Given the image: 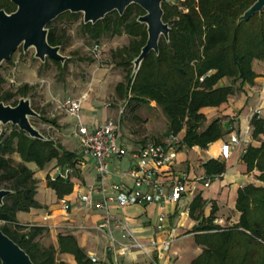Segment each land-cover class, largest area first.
Here are the masks:
<instances>
[{"label": "trees", "instance_id": "1", "mask_svg": "<svg viewBox=\"0 0 264 264\" xmlns=\"http://www.w3.org/2000/svg\"><path fill=\"white\" fill-rule=\"evenodd\" d=\"M255 1L163 2V19L171 27L169 39L162 37L159 51H151L136 72L132 67L133 61L148 39L147 25L138 21V17L145 13L144 9L131 4L123 15L115 10L96 23H85L83 20L81 27L95 41L107 33L113 36L126 33L131 36L129 44L119 47L115 53L121 58L119 64L128 69L126 81L117 85L118 92L126 94L129 102H155L167 118L170 132L185 130V144L207 148L210 143L222 138L226 131L219 117L205 124L207 117L202 109L220 106L231 95L243 91L246 83L253 84L258 76L254 61L264 63V10L239 22V17ZM0 8L12 12L16 5L11 0H0ZM80 14L67 11L56 19L75 20ZM54 22L47 26L48 41L52 45L63 46L66 34L60 33ZM52 60L61 64L59 60ZM224 78H229L230 82L220 84ZM3 81L0 76V102L6 104L16 105L20 99L17 96H27L33 88L30 83H24L15 92L4 90ZM251 125L252 137L260 140V144H249L242 159L247 170L256 169L259 172L257 178L264 183V139H261L264 118L255 113ZM11 152L20 154V165H12L11 160L5 157ZM0 153V184L12 180L7 189L13 190L0 204V219L5 221L0 229L19 243L37 264H67L57 260L55 247L42 248L35 240L45 227L32 226L28 231H23L26 226L19 224L17 212L40 207L35 198L38 187L34 170L28 166V162L33 161L43 168L52 159H57L60 165L75 167L77 153L67 150L52 138H33L18 126L0 138ZM203 167L207 178L217 177L226 171V163L217 158L207 160ZM47 180L48 186L55 189L59 197L72 190V184L67 179L51 180L48 176ZM236 208L240 218L231 226L213 223L214 210L208 219L211 222L195 227L196 231L205 232L196 236L203 250L191 264H264V185L249 183L240 188ZM196 210H200L198 216L203 215L202 198L199 195L190 206L192 215L195 216ZM58 241L59 251L72 253L78 264H93L74 235H59Z\"/></svg>", "mask_w": 264, "mask_h": 264}, {"label": "crops", "instance_id": "2", "mask_svg": "<svg viewBox=\"0 0 264 264\" xmlns=\"http://www.w3.org/2000/svg\"><path fill=\"white\" fill-rule=\"evenodd\" d=\"M254 69L258 73V76L253 84L246 83L243 86V91L231 95L228 101L220 106H208L202 109L206 114L207 123L215 118H221L226 134L219 140L210 143L207 148H202L198 145L190 147L183 142L178 149L177 157L173 163L162 168L160 177L167 181H172L175 177L182 176L183 173L187 176L188 190L178 202L169 204L152 202L144 205L127 206L124 209H119L116 202L110 203L111 212L122 219L127 218L141 241L148 242L152 238L162 240L167 237H173L168 250L161 251L160 253L158 251L152 252L155 254V259L152 264H191L193 259L203 250V245L196 242V236L199 233L205 232L196 231L195 227L201 223L207 224L211 222L208 219L214 210L213 223L223 227L237 223L240 218V212L236 208L239 189L249 183L264 185L257 178L259 172L256 169L248 171L247 165L242 159L249 144H260V140L252 137V125L249 143L242 141L234 144L230 156L227 159L221 158V145L228 139V124H232L235 130L241 133L244 131L248 119L253 113L258 112L264 118V63L262 61H254ZM223 80L220 81V84H224ZM117 85L114 89L117 93L116 101L113 103L106 102L105 98L94 93L87 95L82 108V123L94 128L107 119L119 118L120 110L124 108L126 94L121 95L118 92ZM147 105L158 108L162 112L161 108L155 102ZM59 122L61 124L63 122L69 123L68 130L73 134L71 139L80 149L79 155L77 154L78 160L76 166L73 167L74 170L69 179V182L72 184V190L62 196L72 201V207L69 211H65L59 202L61 197L58 196L56 190L48 186V180H45L44 177H39L37 172V176L40 180L42 179V186H44L42 189L40 188V181L35 196L36 200L40 203V207H32L29 211L17 212L19 224L26 226L23 231H28L32 226H43L45 229H48V233L51 235L50 237L53 238L52 242L57 249V255L59 257L57 260L65 261L67 264H78V262L72 253H62L59 251V235H74L79 246L86 252L88 257L92 261L93 257L97 259L93 261V264H151V254L148 255L140 251H132L120 255L108 250V246L110 245L108 232L99 231L96 228V225L104 216L103 211L85 207L76 195L78 188L97 180L94 159L83 153L81 142L76 133L78 120L68 115L66 118H60ZM122 122H124L125 127ZM150 124L151 119L149 118L146 120V132L142 130L134 134V131L132 129L130 130L133 124L128 123L125 116L124 119L121 116L118 140L126 146L128 152L124 157L130 154L129 160L131 163L128 168L124 169L122 167L124 157L112 158L110 163L112 173L105 179L106 184L119 182L126 183L129 186L133 185V178L128 175V170L133 165L139 163V159L133 157V152L149 142H144L145 137L146 140H151L154 139V136L158 137L160 134H163L162 132L159 133L160 131H158L157 127H153ZM179 133L183 138L185 130ZM169 134L170 130L167 128V132L164 134L165 138L161 142H164ZM126 137L131 139L132 148L127 146ZM261 139H264V134L261 135ZM211 158L223 160L226 163V171L222 175L211 178L210 185L205 186L204 182L207 179V175L203 164ZM53 161L55 163L57 159ZM57 166L65 168L68 165H60L57 162L55 168ZM50 190L57 195L56 203H53L51 200L52 193ZM108 192L110 193V190ZM198 195L202 198V216H198L200 210H196L195 216L190 211L191 203ZM99 197L100 194H97L96 198ZM135 206L140 207L143 213L138 215L128 214L127 210ZM23 213H26V215ZM143 214H145V217H143ZM146 214L149 218L148 221H146ZM163 214H166V218L160 227L159 217ZM153 217L155 218L154 222L151 220ZM173 231L175 234L172 233ZM113 234L118 240H123L119 230L115 229ZM39 237L40 233L36 236L37 240H39ZM182 238H188L187 242L189 246L187 244L177 243ZM189 238L193 239L189 240Z\"/></svg>", "mask_w": 264, "mask_h": 264}, {"label": "rangeland", "instance_id": "3", "mask_svg": "<svg viewBox=\"0 0 264 264\" xmlns=\"http://www.w3.org/2000/svg\"><path fill=\"white\" fill-rule=\"evenodd\" d=\"M173 2L180 4L177 0ZM54 21V26L59 29V32H65L66 34V42L61 46V53L68 56L65 64L63 65V62L57 64L49 58L42 61L35 56L34 47H30L25 51L21 46L12 55L11 61H4L1 64L0 76L4 79L2 84L4 90L15 92L24 83L33 85L29 94L24 97L31 100L32 106L40 115L31 116V123L46 137L52 138L57 143L63 144L68 150L75 151V153L79 155L80 149L77 147V144L72 141L71 137L73 134L68 130L69 123L63 122V124H61L59 122L60 118H66L68 114L57 107L58 102L56 99L63 101L68 97H75L81 95L83 92H87L88 94L94 93L105 98V101L108 103L115 102L117 93L114 89L119 81H126V74L128 72L127 66L119 64L121 58L119 55H115V53L119 47L129 44L131 36L126 33L115 36L111 33H107L100 37L99 41H95L87 35L81 27L83 13L75 20L61 18ZM95 42H99L102 46V51L99 55H96L91 49ZM132 67L134 68V63ZM229 82V78L223 80L224 84ZM17 98L21 97L17 96ZM129 101L130 100L126 98L123 108L124 114L121 116L122 119H124L125 116L128 123L133 124L130 130L132 129L134 134L142 130L146 132V120L150 118L153 127H157L158 131H160L159 133L162 132L163 134H160L158 137L154 136V139L151 140H146L145 137L144 142H161L162 139L164 140V134H166L168 128L167 118L164 117V114L159 111L158 108L149 106L146 103H137L133 100L131 102ZM146 116L148 117L147 119ZM45 119H51L55 122H47ZM122 124L124 126V122H122ZM205 124H207V120ZM14 126L16 125L12 123L1 124L0 127L2 131L0 133V138L9 133ZM248 135H250V130ZM126 141L127 146L132 148L131 139L126 137ZM1 155L2 153H0V156ZM5 157L9 158L12 165L15 166L20 165L22 162L18 152L7 153ZM129 159L130 154L123 158L122 167L124 169L130 166L131 162ZM53 160L54 159L46 163L43 168L38 167L33 161L28 162V166L34 170L37 187L40 181V188L42 189L44 187L42 186V179L40 180L37 176V172L39 177H44L45 180L49 174L55 173V165L57 162L54 163ZM11 183L12 180H5L0 184V187L7 188ZM50 191L52 193L51 200L53 203H56L57 195L52 190ZM140 209V207L135 206L129 208L127 212L130 215H138L143 213ZM23 214L26 215V213ZM143 217H145V214H143ZM154 219V217L151 219L152 222H154ZM148 220L149 218L146 214V221ZM3 225V223H0V226ZM11 229L14 231L13 226ZM50 236L48 229H44L40 233L39 240H37L38 237L35 238V240L39 242L42 248L55 247L52 242L53 238ZM187 239L188 238H182L177 243L188 245ZM190 239L193 238H189V240ZM154 255L155 254L151 253V264L155 259ZM56 257L59 258L57 254Z\"/></svg>", "mask_w": 264, "mask_h": 264}, {"label": "built area", "instance_id": "4", "mask_svg": "<svg viewBox=\"0 0 264 264\" xmlns=\"http://www.w3.org/2000/svg\"><path fill=\"white\" fill-rule=\"evenodd\" d=\"M92 51L99 55L102 51L101 44H94ZM88 93L85 92L79 97H68L59 100L57 107L64 110L68 115L75 117L77 122L76 133L81 142L83 153L94 159L97 180L78 188L77 198L87 208L103 211L104 216L96 225L99 231H107L110 238L108 250L116 254L124 255L132 251H140L150 255L153 251L168 250L172 241L171 237L162 240L156 238L148 242L141 241L130 221L127 218H120L110 210V203L116 202L119 209H124L132 205H144L147 203L169 204L178 202L187 192V176L183 173L180 177H175L172 181L164 180L160 177L162 168L173 163L178 154L179 147L183 144L180 133L170 132L164 142H148L133 152V157L139 159V163L133 165L128 170V175L133 178V185L126 183L111 182L106 184L105 179L112 173L110 163L112 158H122L127 154V148L118 140L121 115L117 119H107L99 126L91 128L81 122L83 103ZM258 113V112H255ZM253 113V115L255 114ZM252 115V116H253ZM248 119L244 131L238 133L232 124H228V139L221 145V158L227 159L232 151V146L240 142L249 143V130L251 129V118ZM151 164V166H150ZM73 167L55 168V173L49 174L51 180L63 178L69 180L73 173ZM211 178L204 182L209 186ZM110 190V193L108 192ZM100 194L99 198L96 195ZM59 202L65 211L72 207V201L67 197H61ZM166 214L159 217L160 227L165 221ZM0 223H5L0 219ZM121 232L123 240H118L113 234L114 230ZM173 234L174 231L172 232ZM174 236V235H173ZM96 261V258H92Z\"/></svg>", "mask_w": 264, "mask_h": 264}, {"label": "water", "instance_id": "5", "mask_svg": "<svg viewBox=\"0 0 264 264\" xmlns=\"http://www.w3.org/2000/svg\"><path fill=\"white\" fill-rule=\"evenodd\" d=\"M16 9L7 12L0 8V66L10 60L15 51L22 46L26 51L35 48V56L45 61L46 58L65 62L67 55L61 53L60 45L48 41V24L62 13L71 11L83 13L85 23L104 19L107 14L118 11L123 15L127 7L137 4L145 13L138 21L147 25L148 39L140 54L134 59V72L151 51H159L162 37L169 39L170 25L163 19V2L176 0H11ZM264 0H256L240 17L239 22L248 20L255 13H262ZM27 97H21L16 105L0 102V125L12 123L33 138L47 140L30 121L31 116H39ZM0 127V133H1ZM13 190L0 188V204ZM0 260L2 264H37L30 254L2 229H0Z\"/></svg>", "mask_w": 264, "mask_h": 264}]
</instances>
